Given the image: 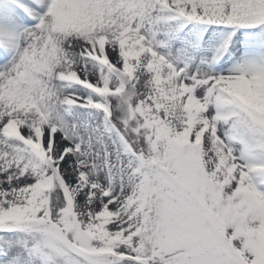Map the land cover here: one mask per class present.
Here are the masks:
<instances>
[{
  "label": "snow or ice",
  "instance_id": "obj_1",
  "mask_svg": "<svg viewBox=\"0 0 264 264\" xmlns=\"http://www.w3.org/2000/svg\"><path fill=\"white\" fill-rule=\"evenodd\" d=\"M0 264H264V0H0Z\"/></svg>",
  "mask_w": 264,
  "mask_h": 264
}]
</instances>
